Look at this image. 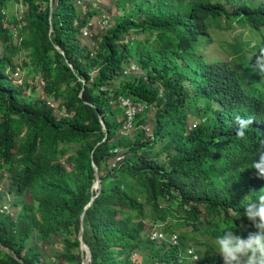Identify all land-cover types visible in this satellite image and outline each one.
Masks as SVG:
<instances>
[{
	"label": "trees",
	"instance_id": "obj_1",
	"mask_svg": "<svg viewBox=\"0 0 264 264\" xmlns=\"http://www.w3.org/2000/svg\"><path fill=\"white\" fill-rule=\"evenodd\" d=\"M21 1L26 12L14 16L15 42L4 22L6 0H0V180L18 205L13 217L0 193V264H49L40 247H54L49 239L56 234L62 244L54 264H83L85 208L89 264H225L215 238L224 229L243 238L257 231L244 206L245 197L255 199L258 182L264 184L252 168L264 150V101L247 91L227 98L209 66L187 49L206 41L212 0H116L120 14L111 12L90 37L83 29L100 14L93 0ZM188 17L196 20L191 29ZM28 65L61 100V117L45 100L24 94L28 78L15 80L16 69ZM157 88L168 93L155 101ZM150 93L157 109L152 116L149 109L138 112L135 125L140 130L147 120L154 138L140 130L128 142L116 101ZM190 113L199 118L191 130ZM237 115L253 120L243 138ZM203 197L222 202L198 226ZM167 207L180 209L182 218L165 223L167 236L192 227L176 243L151 239V224L166 222ZM190 236L201 248L187 249Z\"/></svg>",
	"mask_w": 264,
	"mask_h": 264
},
{
	"label": "clouds",
	"instance_id": "obj_2",
	"mask_svg": "<svg viewBox=\"0 0 264 264\" xmlns=\"http://www.w3.org/2000/svg\"><path fill=\"white\" fill-rule=\"evenodd\" d=\"M218 3V6L216 5ZM188 15H192L189 13ZM195 18V16H193ZM196 23L195 19L190 20L188 17L189 29ZM208 27V36L206 41L196 47L187 45V49L196 51V56H199L209 66V73L216 80L227 98L233 94H238L241 91H247L253 94L258 100L264 101V0H212V13L206 19ZM204 29V24L201 25ZM226 32L225 35L223 33ZM189 33L184 30L183 43H188ZM186 53L183 50L182 56ZM191 54V53H189ZM178 65L181 64V56L178 58ZM136 70L135 65H130L129 72ZM16 74V72L14 73ZM168 91L162 88H157L155 101L166 96ZM142 99L134 100L129 96L120 97L116 104L122 108V116L124 117L122 124V135H128V131L145 130V136L154 138L153 126L145 128L144 126L136 129L135 120L138 112L147 109H157L152 101L155 98L153 93L147 96L140 97ZM145 99V100H144ZM115 105L114 102H111ZM131 123V126L128 124ZM237 125V136L243 138L245 130L253 123L251 118H243L239 115L235 117ZM194 126H190L189 130ZM135 135V134H134ZM134 135L130 136L129 139ZM160 142V144H159ZM264 143V142H263ZM163 143L158 141L156 146H161ZM264 149V145L262 147ZM259 155V159L253 162V176L255 178H264V150ZM121 158V157H119ZM259 190L255 199L249 200L250 196L245 197L246 204L245 215L252 222L257 231H249L247 238H243L241 233L236 235L231 229H224L221 235H218L213 241L215 249L223 257L225 264H264V184L258 182ZM224 188V186H222ZM93 188L97 193L101 188V179L96 169V180ZM10 200V198L8 197ZM94 196L91 198L88 205L92 204ZM220 200L203 197L198 205L200 212V222H195L198 226H204L205 220L210 219L215 208L221 205ZM4 204L3 209L11 214L9 209ZM188 208V207H185ZM86 209V208H85ZM85 209L81 213V225L85 214ZM166 212L169 215L165 221H156L152 223L151 239H166L170 237L171 242L176 243L180 232L190 231L192 227H183L177 229L170 236L166 235V225L168 220L175 218L182 220L180 209L172 210L168 207ZM12 215V214H11ZM14 217V215H12ZM149 223V221H145ZM82 230V235L80 231ZM79 231V239L81 248L84 250L83 264H89L91 256L87 258V251L90 253L89 246L83 238V225ZM83 238V241L81 240ZM187 249L190 252L194 248H201L200 240L187 237ZM90 255V254H89Z\"/></svg>",
	"mask_w": 264,
	"mask_h": 264
},
{
	"label": "rangeland",
	"instance_id": "obj_3",
	"mask_svg": "<svg viewBox=\"0 0 264 264\" xmlns=\"http://www.w3.org/2000/svg\"><path fill=\"white\" fill-rule=\"evenodd\" d=\"M91 4L93 7H100V14L91 18V20L88 24V25L92 24L94 28L90 29L87 27L88 26L87 25L83 29L85 37H90L91 32L96 33L100 30H103L104 26L107 24L108 15H110L111 12L113 14H120V11H118L116 8V6H117L116 0H93L91 2ZM78 6L83 8V4L80 2L78 3ZM2 10L4 12L5 24L7 25V27L9 29H11L13 31L14 41L16 42V41L20 40L18 33H17V30H16V26L14 25V22H15L14 16L16 14L24 15L26 12V5L21 0H6V4L2 7ZM225 34H226V32L223 33V35H225ZM22 54H25V52L23 51ZM22 54L20 55L21 60H22V56H23ZM14 59H15V61L16 60L21 61L20 59H17L16 57ZM27 60L29 61L30 57H27ZM31 68H32V65H28L27 67H23L20 69L17 68L16 74H15V80L18 83H20L23 78H28L30 80L31 87L26 89L24 94L25 95L31 94L33 99H36L39 97V98L45 100L47 103H49L50 105L53 106L54 113L56 114V116L58 118L61 117L63 115V112H61L56 107L61 100L53 98L52 96H50L51 94H49L45 91L44 85L46 83L40 77H38L37 75L30 72L29 69H31ZM153 112H154V109H150V115L151 116L153 115ZM117 114L122 116V111L120 112V114L117 112ZM194 117H196V114H194V113H190L188 116V127L189 128H190V126H194L199 121V118L194 119ZM204 118H202V120ZM128 125L131 126V123H129ZM152 126L153 125L149 124L147 122V120H145L144 127L150 128V131H148V132H151ZM128 134L130 136H132V135L136 134V131H128ZM119 138H120V136H119ZM75 148H76V146L74 147V150H75ZM95 169H97V168L95 167ZM5 187H6V179L3 178L0 180V193L2 194V196L4 198H6V199H7V197L10 198V200L9 199L6 200L5 205L8 206L7 208L9 209L11 214L14 215V217H16V214L18 213V205L15 202H12L13 196L9 195L7 193ZM17 197H19V196H17ZM12 203H14V204H12ZM81 228H82V225H81L80 229ZM37 234H38V232L35 231L33 233V235L29 238V241L32 244L35 242L34 237H36ZM49 240H50V242L53 243L54 247L41 245L40 250H41L42 255L44 254V256H42V258L44 260H47V258L49 256H51V259L49 260V264H54L55 260L52 259V255L59 251L60 245L62 243L60 242V238L57 234L50 236Z\"/></svg>",
	"mask_w": 264,
	"mask_h": 264
},
{
	"label": "water",
	"instance_id": "obj_4",
	"mask_svg": "<svg viewBox=\"0 0 264 264\" xmlns=\"http://www.w3.org/2000/svg\"><path fill=\"white\" fill-rule=\"evenodd\" d=\"M80 235H82V230L80 231ZM81 240L83 241V238L81 237ZM90 253L87 251V258L86 259H88L89 258V255Z\"/></svg>",
	"mask_w": 264,
	"mask_h": 264
}]
</instances>
